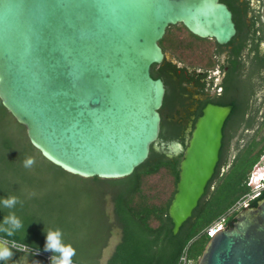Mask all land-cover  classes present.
Returning a JSON list of instances; mask_svg holds the SVG:
<instances>
[{
    "label": "water",
    "instance_id": "95a60500",
    "mask_svg": "<svg viewBox=\"0 0 264 264\" xmlns=\"http://www.w3.org/2000/svg\"><path fill=\"white\" fill-rule=\"evenodd\" d=\"M178 24L220 45L236 34L220 0H0L2 106L54 166L84 179L127 178L160 135L165 87L151 67ZM230 112L210 105L194 127L168 209L173 235L215 173ZM197 264H264V199L215 231Z\"/></svg>",
    "mask_w": 264,
    "mask_h": 264
},
{
    "label": "trees",
    "instance_id": "16d2710c",
    "mask_svg": "<svg viewBox=\"0 0 264 264\" xmlns=\"http://www.w3.org/2000/svg\"><path fill=\"white\" fill-rule=\"evenodd\" d=\"M165 38L166 42L168 35ZM170 103L168 96L165 104ZM166 130L164 123L162 138ZM28 157L35 163L25 168ZM261 157L234 162L224 175L218 170L192 217L173 235L168 209L176 192L181 157H167L152 146L148 159L127 178L74 176L42 157L30 144L25 128L0 101V199L16 196L20 201L11 210L0 206V222L14 211L24 226L12 236L0 232V237L51 256L44 250L46 231L59 228L64 243L76 250L73 264H100L112 229L117 227L121 241L106 264H183L184 259L197 264L209 241L207 230L252 193L247 182ZM226 162L222 157L223 167ZM262 199L264 190L249 207L255 208ZM107 200L113 205L112 216ZM237 214L228 219V226Z\"/></svg>",
    "mask_w": 264,
    "mask_h": 264
},
{
    "label": "flooded vegetation",
    "instance_id": "af4514ba",
    "mask_svg": "<svg viewBox=\"0 0 264 264\" xmlns=\"http://www.w3.org/2000/svg\"><path fill=\"white\" fill-rule=\"evenodd\" d=\"M226 1L220 0L231 11L236 29L235 36L227 44L193 37L181 24L168 28L159 43L164 59L161 64L151 67V76L163 82L165 96L159 110L160 135L152 146L167 157H181V163L204 110L210 105L230 107L231 112L223 125L222 146L214 175L218 170L224 175L234 162L261 154L258 163L262 168L259 167L261 170L257 172L258 163L255 165L247 185L250 187L255 171L258 178L255 186L264 187V0ZM168 96L171 103L166 105ZM164 123L167 135L162 138ZM174 144H180L181 151L176 153L171 148ZM222 157L227 160L224 167ZM7 242L11 241L0 237V248H11L13 256L7 261L0 260V264H26L21 260L25 255L27 264L36 261L50 264L46 260L47 254H34L35 250L23 253Z\"/></svg>",
    "mask_w": 264,
    "mask_h": 264
},
{
    "label": "clouds",
    "instance_id": "9594fccd",
    "mask_svg": "<svg viewBox=\"0 0 264 264\" xmlns=\"http://www.w3.org/2000/svg\"><path fill=\"white\" fill-rule=\"evenodd\" d=\"M35 160L32 157L26 158L24 161V167L30 168L34 165ZM262 190L264 189L263 186ZM17 203H20L16 196H7L0 199V206L5 209H14ZM22 221L18 218L14 211H9L7 215L4 216L3 221L0 222V232L4 233L6 236H12L16 232H18L21 228H23ZM12 248H16L17 251L28 253L30 250V246L21 243L17 244L15 242L11 245ZM44 250L53 253L50 257V264H73L72 258L76 255V250L72 247L71 244H66L63 241V233L59 228L56 229H48L46 231V241L44 245ZM39 249L36 248L34 254H38ZM13 256V252L9 247L0 248V260L7 261L10 257ZM21 260H25L27 264V255L22 257ZM19 264V262H16ZM34 264H39L38 261L34 262Z\"/></svg>",
    "mask_w": 264,
    "mask_h": 264
},
{
    "label": "built area",
    "instance_id": "2783aa9c",
    "mask_svg": "<svg viewBox=\"0 0 264 264\" xmlns=\"http://www.w3.org/2000/svg\"><path fill=\"white\" fill-rule=\"evenodd\" d=\"M263 161V160H262ZM260 164L261 163H258L257 164V169L260 167ZM258 181V178L257 176L254 177L253 179H251V181L249 182L250 183V187L252 189V193L246 195L245 197H243L235 206L234 208L228 213L226 214L225 216H223L222 218H220L218 221H216L209 229L211 231H208L207 230V235L208 237H211L214 235V232L215 231H218V230H222L224 228H227L228 227V219L234 215L235 213L241 211L242 209L244 208H250L249 205L256 199H258L260 196H261V193H262V187L256 185L255 186V183ZM253 186L257 187L256 189L253 190ZM10 246L12 245V241L11 242H7ZM16 243V242H15ZM19 244V243H17ZM15 250H17L16 248H13ZM49 257L50 256H47L46 257V260L50 263V260H49ZM183 264H192L191 262H187L185 259L183 260Z\"/></svg>",
    "mask_w": 264,
    "mask_h": 264
},
{
    "label": "rangeland",
    "instance_id": "374dc122",
    "mask_svg": "<svg viewBox=\"0 0 264 264\" xmlns=\"http://www.w3.org/2000/svg\"><path fill=\"white\" fill-rule=\"evenodd\" d=\"M260 167L262 168V166H260ZM261 168L257 169V172H259L261 170ZM253 173L254 174L251 175V179L256 177L255 176L256 172L254 171ZM256 188L257 187L253 186V190ZM106 208H107L108 213L112 216L113 205H112L110 200H107ZM120 241H121V231L117 227H113L111 239L109 240L107 247L102 252L100 264H106L107 263V261L109 260V258L112 255V253L114 252L115 247L120 243Z\"/></svg>",
    "mask_w": 264,
    "mask_h": 264
}]
</instances>
